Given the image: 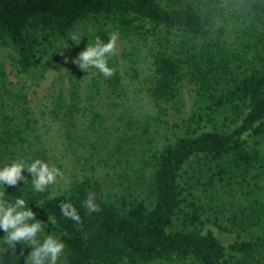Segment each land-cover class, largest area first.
<instances>
[{
  "label": "trees",
  "instance_id": "1",
  "mask_svg": "<svg viewBox=\"0 0 264 264\" xmlns=\"http://www.w3.org/2000/svg\"><path fill=\"white\" fill-rule=\"evenodd\" d=\"M236 2L237 13L212 33L209 27L216 12L210 6L201 8L198 0L169 5L159 0H0V45L11 48L19 72L26 73L39 62L45 37L65 38L81 23L90 27L86 44L94 43L96 36L107 42L109 23L129 39L132 35L146 38L150 31L173 36L170 46L160 43L149 50L148 94L153 102L173 101L183 78L191 84L184 130L151 152L147 201L123 190H104L89 172L74 179L66 192L52 193L50 186L44 192L34 191L26 170V183L21 181L15 188L0 185L5 199L24 198L44 222L37 237L41 242L50 232L58 234L65 244L58 264H264V147L250 148L246 138L264 133V28H258L264 22V0ZM108 63L114 74L91 78L86 97L104 92L108 98L104 105L113 110L116 103L109 98L121 86V74L114 56ZM77 85L73 84L69 98L58 96L62 114L73 116L84 109L78 106ZM26 104L25 95L16 91L0 99V167L16 159L50 162L43 146L31 138L29 124L18 120L16 112ZM85 109L89 131L98 134L112 126L91 104ZM224 120L232 125L220 124ZM125 123L132 127L129 120ZM141 144L151 149L150 138H143ZM136 158L131 150L122 153L130 169L138 165ZM191 161L205 165V185L244 189L249 201L246 212L228 216L232 223L228 227L215 216L211 219L219 230L234 231L226 244L214 230L202 227L205 211L179 180L183 166ZM89 192L95 193L101 211L89 214L82 207ZM62 200L76 207L81 225L61 215ZM173 219L178 227H171ZM4 235L0 230V239ZM27 246L17 244L13 253L0 240V264H26L21 249Z\"/></svg>",
  "mask_w": 264,
  "mask_h": 264
},
{
  "label": "rangeland",
  "instance_id": "2",
  "mask_svg": "<svg viewBox=\"0 0 264 264\" xmlns=\"http://www.w3.org/2000/svg\"><path fill=\"white\" fill-rule=\"evenodd\" d=\"M173 1L179 0H159L165 5ZM198 1L201 8L210 6L216 12L209 27L212 33H218L224 20H231L238 11L236 0ZM106 27L109 34L115 32L119 37L114 58L121 74V86L116 94L110 95L109 100L116 103L113 110L104 105L105 100H108L104 92L92 99L86 97L89 94L87 85L90 79H98L100 72L95 68H89L86 72L71 63L85 49V39L91 33L90 27L81 23L75 25L65 38L45 37L41 41L39 62L26 73L17 70L11 48L0 45V99L7 97L11 91L25 95L27 104L16 112L18 120L29 124L31 138L43 146L50 162L63 173L55 185H50L52 193L66 192L74 179L89 172L100 180L104 190H123L147 201L152 169L151 152L184 130L185 117L191 103V84L183 78L173 101L153 102L148 94L152 84L149 50L160 43L170 46L173 36L150 31L146 38L132 35L129 39L122 37L109 23ZM258 28L263 29L264 22ZM71 34L82 37L79 45L70 39ZM65 56L69 58L68 63H65ZM74 83L79 85L78 106L84 109L68 116L61 113V103L58 102L61 99L58 96L68 94L69 98ZM88 104L107 116V125H112L108 130H100L98 134L88 130L85 109ZM127 120L131 128L125 126ZM220 124L232 125L227 120L220 121ZM145 137L151 139L150 150L141 144ZM246 138L248 147L259 151L263 149L264 133L249 134ZM130 150L137 154L139 163L135 169L128 168L122 159V153ZM204 167V164L193 161L185 164L179 180L196 195V200L205 211L203 216L207 220L202 227L214 230L222 243L226 244L234 236V231L219 230L211 219L215 216L219 224L228 227L232 224L228 216L240 210L246 212L248 208L244 205L249 201L244 189L237 185H205ZM171 227H178L177 219H173ZM249 230L253 232L251 228ZM49 234L59 238L56 232ZM31 250L32 247H25L23 256L27 258ZM226 254L231 260L234 259L231 251L226 249ZM148 264L184 262L155 261Z\"/></svg>",
  "mask_w": 264,
  "mask_h": 264
},
{
  "label": "clouds",
  "instance_id": "3",
  "mask_svg": "<svg viewBox=\"0 0 264 264\" xmlns=\"http://www.w3.org/2000/svg\"><path fill=\"white\" fill-rule=\"evenodd\" d=\"M80 36L71 34L70 39L79 45ZM118 34H109L107 42L99 36L95 37L94 43H88L84 50L71 60L80 69L88 71L89 68L97 69L105 78L114 74V69L109 67V58L117 54ZM65 63L69 58L65 56ZM31 162L24 159H16L6 162L0 167V185H7L15 188L23 181H28L24 176L26 170L32 177L31 183L34 191L44 192L50 185H55L57 179L63 176L61 170L51 162L35 158ZM87 213L101 211L96 203L95 193L89 192L87 199L82 201ZM60 213L63 217L72 220L75 224L81 225L82 219L76 207L66 200L60 201ZM51 221V218H48ZM44 222L36 218V214L27 205L24 198L17 197L14 201L5 199V191H0V230L5 234L2 240L7 249L13 253L17 244L32 246L28 253L26 264H58L62 256L65 244L56 236L49 234L44 236L42 242L37 238L43 232ZM23 255V249H21Z\"/></svg>",
  "mask_w": 264,
  "mask_h": 264
}]
</instances>
